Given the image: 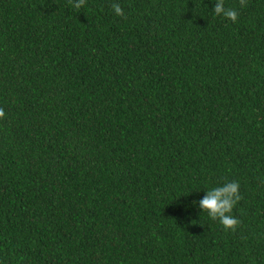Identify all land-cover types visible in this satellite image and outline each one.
<instances>
[{
	"label": "trees",
	"instance_id": "trees-1",
	"mask_svg": "<svg viewBox=\"0 0 264 264\" xmlns=\"http://www.w3.org/2000/svg\"><path fill=\"white\" fill-rule=\"evenodd\" d=\"M214 2L0 0V264H264V0Z\"/></svg>",
	"mask_w": 264,
	"mask_h": 264
},
{
	"label": "clouds",
	"instance_id": "clouds-1",
	"mask_svg": "<svg viewBox=\"0 0 264 264\" xmlns=\"http://www.w3.org/2000/svg\"><path fill=\"white\" fill-rule=\"evenodd\" d=\"M83 3L84 0H73V7L80 8ZM112 8L116 15L124 14L119 3H113ZM212 11L215 15L226 17L233 22L237 20V10L225 7L223 0H215ZM0 115H3L2 110H0ZM240 198L239 182L232 179L207 188L204 195L193 203L199 207L200 211H206L211 219H218L225 229H235L240 221L238 217L231 215V212Z\"/></svg>",
	"mask_w": 264,
	"mask_h": 264
}]
</instances>
